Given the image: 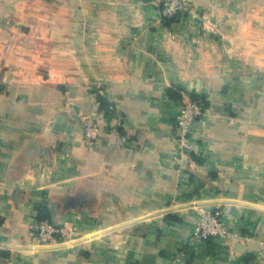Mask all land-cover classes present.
I'll list each match as a JSON object with an SVG mask.
<instances>
[{
  "label": "crops",
  "instance_id": "obj_1",
  "mask_svg": "<svg viewBox=\"0 0 264 264\" xmlns=\"http://www.w3.org/2000/svg\"><path fill=\"white\" fill-rule=\"evenodd\" d=\"M193 1L0 0V264H264V0ZM184 96L208 111L185 154ZM42 201L79 238L7 246ZM197 204L239 235L191 243Z\"/></svg>",
  "mask_w": 264,
  "mask_h": 264
},
{
  "label": "built area",
  "instance_id": "obj_2",
  "mask_svg": "<svg viewBox=\"0 0 264 264\" xmlns=\"http://www.w3.org/2000/svg\"><path fill=\"white\" fill-rule=\"evenodd\" d=\"M160 18H172L178 14H191L195 12L193 0H156ZM208 113L206 103L202 98H190L184 96L174 114V122L179 128L178 148L185 154L194 149L192 141L193 133L204 128V118ZM81 125L83 133L89 142L95 140L99 133L94 114L82 116ZM196 221L189 237L191 243L210 240L213 237L233 239L239 234L230 231L222 220V212L219 204L195 205ZM31 249L70 244L78 239V229L67 228L64 225L55 224L49 220H35L31 229Z\"/></svg>",
  "mask_w": 264,
  "mask_h": 264
},
{
  "label": "trees",
  "instance_id": "obj_3",
  "mask_svg": "<svg viewBox=\"0 0 264 264\" xmlns=\"http://www.w3.org/2000/svg\"><path fill=\"white\" fill-rule=\"evenodd\" d=\"M167 19V18H165ZM170 92H173L174 93V90H170ZM97 99L100 103V107L101 109L105 110V111H108V106H109V102H107V100L102 97L101 95H97ZM35 209L37 210V219L39 220H47V214H48V211H47V207H46V204L44 201L42 202H37L35 205H34Z\"/></svg>",
  "mask_w": 264,
  "mask_h": 264
},
{
  "label": "water",
  "instance_id": "obj_4",
  "mask_svg": "<svg viewBox=\"0 0 264 264\" xmlns=\"http://www.w3.org/2000/svg\"><path fill=\"white\" fill-rule=\"evenodd\" d=\"M136 220L137 219H135V220H131V221H127V222H124V223H121V224H118V225H116V226H113L112 228H110V229H116V228H120V227H122V226H125V225H128V224H131V223H133V222H136ZM110 229H106V230H104V231H107V230H110ZM97 233H94V234H92L91 236H94V235H96ZM89 237V236H88ZM84 238H81L80 240H83ZM63 245H65V244H60V245H56V246H50V247H42V248H40V249H51V248H57V247H61V246H63ZM7 246H9V247H13V248H17V249H31V247L30 246H13V245H7Z\"/></svg>",
  "mask_w": 264,
  "mask_h": 264
},
{
  "label": "bare ground",
  "instance_id": "obj_5",
  "mask_svg": "<svg viewBox=\"0 0 264 264\" xmlns=\"http://www.w3.org/2000/svg\"><path fill=\"white\" fill-rule=\"evenodd\" d=\"M89 236V235H88Z\"/></svg>",
  "mask_w": 264,
  "mask_h": 264
}]
</instances>
